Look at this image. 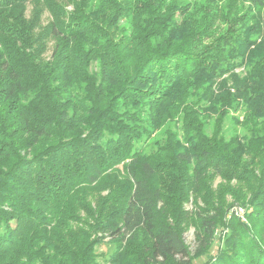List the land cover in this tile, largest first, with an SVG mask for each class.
Segmentation results:
<instances>
[{
	"label": "trees",
	"instance_id": "1",
	"mask_svg": "<svg viewBox=\"0 0 264 264\" xmlns=\"http://www.w3.org/2000/svg\"><path fill=\"white\" fill-rule=\"evenodd\" d=\"M63 2L0 0V264H264V0Z\"/></svg>",
	"mask_w": 264,
	"mask_h": 264
},
{
	"label": "rangeland",
	"instance_id": "2",
	"mask_svg": "<svg viewBox=\"0 0 264 264\" xmlns=\"http://www.w3.org/2000/svg\"><path fill=\"white\" fill-rule=\"evenodd\" d=\"M59 2V4H62L64 3L63 1L65 0H56ZM45 3V2H44ZM44 3H42L44 5ZM32 7L33 5H29L28 8H27V17H30L31 16V12H32ZM51 17V13L50 11L46 8V4H45V8H44V12L42 14V20L44 23H46L48 21V19ZM221 182V178L220 177H217L215 180H214V186H217L218 183ZM234 183V181H233ZM108 189H107V183L106 181L104 182H101L100 184L96 185L95 187H92L91 190H90V193H89V197L92 201H94V203L97 202V200H99V197L101 196H104L106 193H107ZM230 199L231 196H229ZM191 204H188V207H190ZM242 208L243 211L245 210L243 206H236V208ZM234 209V208H233ZM244 214V213H243ZM239 215V214H238ZM245 220V219H244ZM185 238H186V241L191 245V249L194 250L196 248V243H195V235H194V229L191 228L190 230L187 231V233L185 234ZM217 243L214 245V247L212 248L211 253H214L217 249ZM113 249L112 245L109 244L108 242L103 244L102 246L98 247V252L99 253H109L111 250ZM207 259L206 255L205 256H202L200 258H197L195 259L194 261V264H202L204 263V261Z\"/></svg>",
	"mask_w": 264,
	"mask_h": 264
},
{
	"label": "built area",
	"instance_id": "3",
	"mask_svg": "<svg viewBox=\"0 0 264 264\" xmlns=\"http://www.w3.org/2000/svg\"><path fill=\"white\" fill-rule=\"evenodd\" d=\"M236 213L242 216L243 213H244V211H243L242 208H239V207H238V208H236Z\"/></svg>",
	"mask_w": 264,
	"mask_h": 264
}]
</instances>
